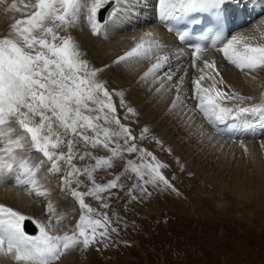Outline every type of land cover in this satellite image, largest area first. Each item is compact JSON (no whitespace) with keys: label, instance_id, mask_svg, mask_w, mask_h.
Returning a JSON list of instances; mask_svg holds the SVG:
<instances>
[{"label":"snow or ice","instance_id":"snow-or-ice-1","mask_svg":"<svg viewBox=\"0 0 264 264\" xmlns=\"http://www.w3.org/2000/svg\"><path fill=\"white\" fill-rule=\"evenodd\" d=\"M3 3L5 0H0V4ZM131 3L132 0H19L18 5L13 0L9 6L8 10L21 14L22 18H14L8 34L0 36V183L14 174L16 186L24 188L29 196L46 197L51 189L42 185L37 176L40 169L48 165L47 174L63 172L61 191L70 192L81 210L75 229L59 234L67 213H57L53 202L47 203L46 218L42 219L26 216L0 203V255L11 257L16 264H59L69 249L78 245L86 249L98 240L110 239V232L117 231L112 227L113 221L106 212L98 219L93 218L91 214L96 210L85 198L100 201L101 209L109 207L104 193L114 195L111 190L122 187L120 178L97 183L94 173L105 165L113 167V161L123 160L125 153H136L142 160L150 157L153 161L143 165L127 161L125 169L131 166L137 177V182L128 189L129 195L136 189L141 194L147 192L144 187L147 184H162L166 189L175 190L161 171L168 165L139 146V141L150 138L149 128L145 126L137 136L121 122L114 97L119 98V107L126 110L124 119L128 114L136 115L135 109L127 105L122 90H110L107 82L99 78L104 68L91 66L78 41L70 34L71 29L83 22L93 35H106L108 26L116 25L121 15L130 11ZM224 5L225 0H156V11L161 22L183 20L197 24L205 16L211 18L215 27L212 46L221 45L218 51L240 70L264 71V20L261 26H254L252 32L237 33L229 38L223 28ZM103 11H106L105 16L101 15ZM61 30L68 34L60 35ZM188 34L178 32L179 39L185 40ZM207 38L201 37V40ZM192 47L193 66L198 60L203 63V67L197 69L201 75L192 82L191 98L197 102L192 111L199 110L212 124L232 115H264V93H261L260 103L248 107L226 106L225 101L244 102L253 97L221 90L218 85L224 81L222 77L216 79L220 74L215 61L199 55L204 47L202 43ZM164 50L155 32L146 31L134 47L113 63H136L155 57L140 82L151 80L155 85L164 81L156 87V93L175 90L169 110L176 111L186 104L184 80L167 71L161 76L171 59L168 55H159ZM205 80L211 81V85L203 86ZM177 115L183 119L185 113ZM151 138L162 146L155 137ZM28 145L30 148L26 149ZM99 150H106L110 155L107 158L93 156V152ZM33 152L41 154L38 163L31 159ZM77 159L82 167L74 163ZM86 160L95 163H83ZM85 181L90 182L91 187L87 191L78 190ZM29 220L37 228L35 235L25 230V221Z\"/></svg>","mask_w":264,"mask_h":264},{"label":"bare ground","instance_id":"bare-ground-1","mask_svg":"<svg viewBox=\"0 0 264 264\" xmlns=\"http://www.w3.org/2000/svg\"><path fill=\"white\" fill-rule=\"evenodd\" d=\"M152 1L154 0H132V3L128 5L130 11L122 14L116 25H109L106 35H93L87 24L83 22L70 30V34L78 41L91 66L104 68L99 78L107 82L110 90H122L127 105L135 109L136 115L128 114V118L124 119L126 110L119 107V98L114 97L121 122L126 125L129 123L128 126L132 127L137 136L145 126L149 128L150 138L139 141V144L142 147L145 146L151 153L154 151L157 158L162 155L164 147L167 145L173 147L171 150L173 157L170 162L174 170L167 172V169H162L161 171L175 190L166 189L163 185L162 187L151 184L144 186L151 189L153 196L171 209L161 213V215H170L171 218H184L189 222L202 219L209 223L210 214L225 224L234 217L245 219L247 222L264 221V115L241 114L234 121L233 116H228L220 125H217V123H209L199 110L192 111L197 103L191 98L194 88L192 82L201 75L197 69L203 67L202 60H198L196 66H193V58L190 57L189 51H184L175 37L164 29ZM12 2L13 0H9L4 6L0 4V36L8 34L9 25L14 18H22L21 14L8 10ZM15 2L19 5V0ZM262 20H264V14L256 21L254 20L255 22H251L252 24L249 23L240 28L233 35L252 32L254 26H261ZM146 31H154L156 38L165 46V50L159 55L171 57L165 69L162 70L161 76L163 71H167L175 74L176 77H183V96L187 100L186 104L176 111L169 110L175 90L169 92L166 89L156 93V87L164 81H159L155 85L151 83V80L148 83L140 82V77L155 62V57L136 63H113L118 56L134 47L141 34ZM62 32L64 31L61 30L60 35ZM219 47L221 45L199 54L203 59L215 61L216 69L220 74L216 79L219 80L222 77L224 81L218 87L229 94L236 92L242 96L253 97L252 100L244 102L225 101V105L235 108L260 103L261 93H264V71L240 70L226 60L218 51ZM105 65L108 67L105 68ZM209 74L214 75V73ZM176 83H179V80ZM202 84L208 87L211 81L205 80ZM180 112L185 113L183 119L177 115ZM151 137H157L156 140H159L162 146ZM78 147L81 151L83 150L82 145ZM27 148H30V145ZM108 154L106 150H100L98 154L96 151L93 152V156L105 158ZM135 161L138 165L150 163L146 158L142 160L140 157ZM77 162L82 163L79 160ZM92 162L94 163V160H86L83 163L92 164ZM175 171L180 172L181 176L175 177ZM37 178L41 181L39 175ZM15 179L14 174H9L5 182L0 183V203L21 211L26 216L44 218L42 208L34 202L30 210L25 209L30 204V200L35 197L24 195L25 189L17 187ZM186 179L190 181L186 187H193L192 190L196 194L195 201H191L192 199L180 184L179 180ZM120 183H125L124 179L120 178ZM59 184L55 182L49 186L51 192L48 196L54 194L52 189H57ZM57 192L60 194L61 188ZM48 202H53L57 213H67L58 230L59 234L74 230L75 218L81 214L79 204L74 200H66L63 194L62 197L59 195L58 200L50 198ZM189 212H193V216H190ZM35 234L37 233L31 235ZM81 254L79 246L69 249L59 264H78L77 257ZM0 264H16V262L11 257L0 255ZM82 264L85 263L82 262Z\"/></svg>","mask_w":264,"mask_h":264},{"label":"rangeland","instance_id":"rangeland-1","mask_svg":"<svg viewBox=\"0 0 264 264\" xmlns=\"http://www.w3.org/2000/svg\"><path fill=\"white\" fill-rule=\"evenodd\" d=\"M8 1L5 0L2 5H7ZM151 11L153 12L152 9ZM61 35H66V33L62 32ZM130 128L132 129V127ZM139 146L142 147L140 144ZM142 148L146 149L145 146ZM172 148L168 145L164 147L162 155L158 158L156 157L157 154L152 152L160 162L168 165L164 168V170L167 169V172L174 170V166L170 162L173 157ZM62 150L67 151V148L62 147ZM96 152L98 154L100 150ZM33 155L32 160L38 163L41 154L33 152ZM136 158H139L136 153H125L123 160L116 159L113 161V167L110 168L105 165L96 169L98 172L95 171L96 174L94 173V175L97 183H107L108 180L115 179L119 175V178L125 181L121 184L119 179V184L122 187L112 189L114 195L109 196L108 193H104L107 197L106 203L109 205L106 209H101L100 201L92 197L85 198V202L96 210L91 214L92 217L98 219L101 214L106 212L113 221L112 227H116L117 231L110 232V239L98 240L86 249L82 245H78L79 251H82V254L77 257L78 264H82V262L85 264H264V221L247 222L245 219L234 217L225 224L209 214L211 220L206 223L202 219H200L202 221L189 222L184 218L177 219L171 218L170 215H161L164 210L171 211V209L154 197L151 189H147V192L143 194L140 193L139 189L134 190L131 195L128 194V189L136 183V174L131 171V166H128L126 170L125 165L129 160L136 163ZM146 159L150 163L153 162L150 157ZM77 160L74 163L78 167H82L83 164L80 163V165ZM94 163L92 162V164ZM47 167L48 165H44L40 169L38 174L41 178L40 183L47 187L55 182L60 183L63 172L47 174ZM180 174V172H174L175 177H180ZM179 181L187 195L192 199L191 201H195L196 194L192 190L193 187H186L190 181L188 179ZM73 187L76 185L73 184ZM90 187L91 183L85 181L78 190L87 191ZM158 187H162V184ZM59 189L60 184L57 189H52L53 197L47 195L37 198L34 195L35 198L32 199L33 201L30 200V204L25 209L30 210V206L34 202L42 208L43 217L46 218L44 210L50 198L58 200L59 195L62 197L63 194L66 200H74L78 203L71 197L70 192L61 191L59 194L57 192ZM154 191L156 192V188ZM26 194L27 192H24V195ZM132 196H135L136 199H132ZM192 213L190 216H193ZM79 217L80 214L76 217L77 219L75 218L76 223ZM116 221L119 223L117 224ZM105 244L108 246L105 247Z\"/></svg>","mask_w":264,"mask_h":264},{"label":"water","instance_id":"water-1","mask_svg":"<svg viewBox=\"0 0 264 264\" xmlns=\"http://www.w3.org/2000/svg\"><path fill=\"white\" fill-rule=\"evenodd\" d=\"M26 228L31 233H35L36 232L35 225L30 220L29 221H26Z\"/></svg>","mask_w":264,"mask_h":264}]
</instances>
